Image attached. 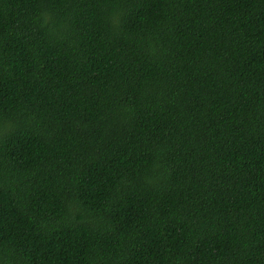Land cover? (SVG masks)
I'll use <instances>...</instances> for the list:
<instances>
[{
    "label": "trees",
    "instance_id": "1",
    "mask_svg": "<svg viewBox=\"0 0 264 264\" xmlns=\"http://www.w3.org/2000/svg\"><path fill=\"white\" fill-rule=\"evenodd\" d=\"M0 264H264V0H0Z\"/></svg>",
    "mask_w": 264,
    "mask_h": 264
}]
</instances>
